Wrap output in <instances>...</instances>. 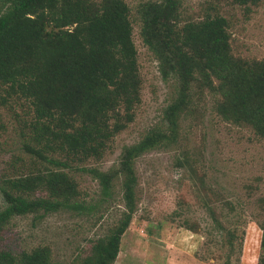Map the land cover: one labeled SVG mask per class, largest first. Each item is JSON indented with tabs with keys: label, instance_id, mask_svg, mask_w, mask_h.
Instances as JSON below:
<instances>
[{
	"label": "trees",
	"instance_id": "16d2710c",
	"mask_svg": "<svg viewBox=\"0 0 264 264\" xmlns=\"http://www.w3.org/2000/svg\"><path fill=\"white\" fill-rule=\"evenodd\" d=\"M137 13L143 41L162 77L176 79L175 92L163 110L167 127L126 146L119 166L104 171L86 162L106 154L141 101L131 6L126 0H0V106H28L15 113L25 155H12L0 172V232L16 215L80 207L77 170H90L105 195L122 178L125 210L77 263L115 264L137 203L135 161L176 141L179 117L191 109L196 87L220 95L213 107L223 119L246 121L264 136V59L233 52L226 15L185 17L182 0H146ZM259 206L258 264H264V198ZM226 233L230 242L237 237L236 229L226 227ZM51 259L49 245L0 249V264Z\"/></svg>",
	"mask_w": 264,
	"mask_h": 264
},
{
	"label": "rangeland",
	"instance_id": "374dc122",
	"mask_svg": "<svg viewBox=\"0 0 264 264\" xmlns=\"http://www.w3.org/2000/svg\"><path fill=\"white\" fill-rule=\"evenodd\" d=\"M126 1L134 18L141 101L133 121L114 138L106 154L86 162L104 171L119 166L126 146L151 130L167 127L163 110L176 86L175 78L162 77L155 54L141 36L137 8L146 0ZM182 2L185 17L216 11L226 15L233 52L264 59V0ZM197 89L191 109L179 117L176 141L151 149L135 161L137 203L121 236L115 264H258L264 136L246 121L223 119L213 107L220 95L207 87ZM27 107L26 102L0 106V172L12 155H25L15 113L22 115ZM75 175L80 207L12 217L0 232V249L19 252L49 245L51 264H77L92 240L106 235L117 222L125 205L122 178L105 195L90 170H77ZM3 199L0 192V208ZM226 227L236 229L233 242Z\"/></svg>",
	"mask_w": 264,
	"mask_h": 264
}]
</instances>
